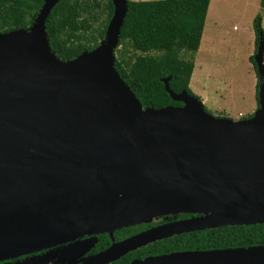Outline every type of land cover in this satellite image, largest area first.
Here are the masks:
<instances>
[{
	"label": "water",
	"instance_id": "95a60500",
	"mask_svg": "<svg viewBox=\"0 0 264 264\" xmlns=\"http://www.w3.org/2000/svg\"><path fill=\"white\" fill-rule=\"evenodd\" d=\"M60 1L44 0L29 29L0 34V261L169 215L199 217L113 243L84 264L174 236L264 225V33L252 119H215L170 79L166 92L183 106L156 111L115 68L129 0H111L105 39L72 61L56 56L47 34ZM133 264H264V247Z\"/></svg>",
	"mask_w": 264,
	"mask_h": 264
},
{
	"label": "trees",
	"instance_id": "16d2710c",
	"mask_svg": "<svg viewBox=\"0 0 264 264\" xmlns=\"http://www.w3.org/2000/svg\"><path fill=\"white\" fill-rule=\"evenodd\" d=\"M211 1L128 2V13L115 51V56H118L115 68L144 109L158 111L183 106L174 102L166 92L163 81L167 79H170L169 85L175 94L187 92L194 96L190 88L195 70L194 56L186 59L183 55H194L200 50ZM43 6L44 0H0V34L29 29ZM261 7L264 9V0H261ZM113 15L111 0H61L46 22L50 45L56 56L63 61H72L97 49L105 39ZM261 23V19L257 18V49L260 33H264ZM131 53L133 56L129 55ZM251 61L257 71L254 58ZM257 99L259 102L258 94ZM139 230L130 227L117 231L116 235L127 237ZM259 247H264V225L225 227L158 242L126 256L120 264L174 254Z\"/></svg>",
	"mask_w": 264,
	"mask_h": 264
},
{
	"label": "rangeland",
	"instance_id": "374dc122",
	"mask_svg": "<svg viewBox=\"0 0 264 264\" xmlns=\"http://www.w3.org/2000/svg\"><path fill=\"white\" fill-rule=\"evenodd\" d=\"M257 18L264 32L261 0H212L200 50L183 55L194 56L192 90L215 119L238 122L258 110L259 75L251 61L257 54Z\"/></svg>",
	"mask_w": 264,
	"mask_h": 264
},
{
	"label": "flooded vegetation",
	"instance_id": "af4514ba",
	"mask_svg": "<svg viewBox=\"0 0 264 264\" xmlns=\"http://www.w3.org/2000/svg\"><path fill=\"white\" fill-rule=\"evenodd\" d=\"M198 217L199 216L197 215H189V214L163 216V217L157 218L156 220H154L153 222L149 224H141V225L131 227V228L137 227V229H140L134 235L125 237L126 235L120 234L118 236L116 235V232H117L116 231L114 232L113 235L103 234V235L85 236L71 243L52 247L49 249H44V250H41V251H38L32 254L20 256V257L13 258V259L2 260L0 261V264H84L86 261H88L92 257L97 256L100 253H103L106 250H108L113 245V243H120L131 237L142 234L144 232H148L153 229L161 228V227H164L170 224L183 222V221H187V220L198 218ZM180 236H183V235H180ZM174 237H177V236H174ZM174 237H171L169 239H172ZM169 239H165V240H169ZM165 240H162V241H165ZM162 241H159V242H162ZM156 243L150 244L135 252H139L143 249H146L150 246L155 245ZM135 252H132L130 254H133ZM126 256H124L123 258H125ZM123 258L117 261H114L113 263H110V264H120V261ZM135 260H133L129 264L145 261V259L144 260L135 259Z\"/></svg>",
	"mask_w": 264,
	"mask_h": 264
},
{
	"label": "crops",
	"instance_id": "0c3cea01",
	"mask_svg": "<svg viewBox=\"0 0 264 264\" xmlns=\"http://www.w3.org/2000/svg\"><path fill=\"white\" fill-rule=\"evenodd\" d=\"M194 72H195V70H194ZM194 75V74H193ZM193 81H194V76H192V79H191V83H190V88H191V90H192V85H193ZM192 92H193V90H192ZM193 94H194V92H193ZM195 96V95H194ZM195 97H197V96H195ZM198 98V97H197ZM199 99V98H198ZM202 103H204L203 101H202Z\"/></svg>",
	"mask_w": 264,
	"mask_h": 264
},
{
	"label": "bare ground",
	"instance_id": "6f19581e",
	"mask_svg": "<svg viewBox=\"0 0 264 264\" xmlns=\"http://www.w3.org/2000/svg\"><path fill=\"white\" fill-rule=\"evenodd\" d=\"M213 124H214V126L216 127V125H217V124H216V122H215V121H214V123H213Z\"/></svg>",
	"mask_w": 264,
	"mask_h": 264
}]
</instances>
